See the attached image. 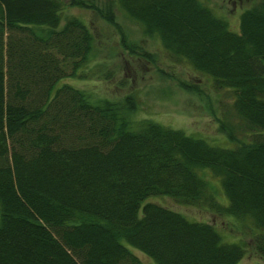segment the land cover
<instances>
[{
	"label": "trees",
	"instance_id": "16d2710c",
	"mask_svg": "<svg viewBox=\"0 0 264 264\" xmlns=\"http://www.w3.org/2000/svg\"><path fill=\"white\" fill-rule=\"evenodd\" d=\"M115 1L233 92L243 137L221 121L234 146H214L151 120L135 125L132 95L55 88L92 52L89 26L70 16L58 28L62 0H0V264H142L130 247L157 264H236L246 254L213 223L151 196L248 222L264 259V0L241 12L238 31L201 0ZM17 29L25 36H12Z\"/></svg>",
	"mask_w": 264,
	"mask_h": 264
},
{
	"label": "rangeland",
	"instance_id": "374dc122",
	"mask_svg": "<svg viewBox=\"0 0 264 264\" xmlns=\"http://www.w3.org/2000/svg\"><path fill=\"white\" fill-rule=\"evenodd\" d=\"M62 1L65 4L58 28L68 17L76 16L89 26L94 41L92 52L77 69L76 75L60 79L55 88L68 83L92 99L121 101L132 95L136 106L129 117L135 125L151 120L202 138L214 146H234L226 131L221 130V121L236 127L235 133L243 137L241 120L233 109V92L217 89L211 77L166 50L157 34L146 33L143 25L127 17L115 0H76L84 2V6L70 5L71 0ZM201 1L226 19L232 30L238 31L241 12L259 0ZM15 31L12 36H25V32ZM207 173L216 198L227 204L220 179L209 170ZM147 201L178 211L190 220L213 223L226 242H242L246 254L236 264H264V259L254 251L248 222L221 216L199 206L184 205L169 196H151ZM130 249L142 264H157L138 249Z\"/></svg>",
	"mask_w": 264,
	"mask_h": 264
}]
</instances>
